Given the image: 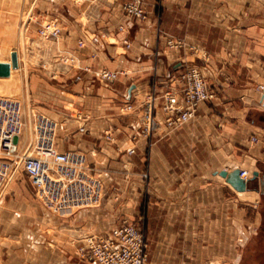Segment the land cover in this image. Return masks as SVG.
Instances as JSON below:
<instances>
[{"label":"crops","instance_id":"1","mask_svg":"<svg viewBox=\"0 0 264 264\" xmlns=\"http://www.w3.org/2000/svg\"><path fill=\"white\" fill-rule=\"evenodd\" d=\"M126 1L134 0H38L39 22L61 29L58 51L90 70L61 65L49 75L71 97L62 106L81 114L47 108L59 125L57 150L84 153L106 197L101 208L68 216L42 207L37 223L22 218L26 197L4 198L0 264H90L79 255L81 238L123 219L141 220L147 264L242 260L264 181V0H139L144 20L122 12ZM168 39L184 46L168 51ZM185 67L200 71L212 99L193 121L145 137L139 114L126 106L154 88L162 93V75ZM102 69L120 75L105 84L95 75ZM236 170L247 172L245 192L219 175ZM14 199L26 205L17 209Z\"/></svg>","mask_w":264,"mask_h":264},{"label":"built area","instance_id":"2","mask_svg":"<svg viewBox=\"0 0 264 264\" xmlns=\"http://www.w3.org/2000/svg\"><path fill=\"white\" fill-rule=\"evenodd\" d=\"M121 10L138 20L146 17L139 0L123 2ZM39 33L43 38L57 39L61 29L53 23ZM78 45L83 44L80 41ZM166 45L176 49L184 43L168 39ZM125 46L129 45L125 43ZM61 59L65 61L63 64L69 62L70 69L90 71L75 64L73 55ZM119 74L107 69L95 72L98 80L105 84L116 81ZM75 80L81 77L77 75ZM161 86L162 93L154 88L143 101L126 106L127 110L139 114L141 133L147 138L158 134L161 128L159 136L193 121L198 106L213 97L206 80L195 67L170 73ZM31 124V139L20 146L25 125L22 105L0 96V198L20 174L30 181L41 205L55 214L73 213L102 204L106 188L96 169L87 163L86 155L79 151L57 150V122L36 111L31 114ZM106 140L113 141L112 135L107 134ZM133 153L131 147L128 154ZM239 175L246 179L247 172L240 171ZM83 241L80 255L91 264H145L148 259L149 245L144 233L126 221L104 236L86 235Z\"/></svg>","mask_w":264,"mask_h":264},{"label":"rangeland","instance_id":"3","mask_svg":"<svg viewBox=\"0 0 264 264\" xmlns=\"http://www.w3.org/2000/svg\"><path fill=\"white\" fill-rule=\"evenodd\" d=\"M38 12V0H0V62L9 63L11 70L9 77L0 78V96L17 99L22 104L26 125L19 139L20 146H23L31 139V130L29 126L31 112H41L51 119L52 116L47 111V108H52L59 112L65 110L64 112L72 114L73 116L81 115L77 114V111L73 110L70 106H67L66 108L62 106V101L64 99H70L71 97L66 93H63L61 89L57 87L58 83L55 78L49 77V75L51 77L53 76V72H59L61 69H66L61 65L68 66L69 62L63 64L65 61L61 58H69L71 55L58 51L61 47L60 35L57 39H53L52 37L43 38L40 35L39 32L41 29L57 22L55 20L39 22ZM165 46V49L168 51L179 50L182 48L169 49L167 45ZM168 75H162L160 78L162 82L167 79ZM45 80H47L48 83H45ZM161 85L162 83L159 88L162 87ZM260 191L262 192V196L259 198L258 205L255 209L254 233L246 247L243 249L242 260L239 264H264V189ZM17 193L19 195L17 197H26L28 199L27 203L23 200L14 199L12 201L17 204V209H21V206L23 207L27 204V213L25 212L26 215L24 214L22 218H29L30 223H37V209L40 210L43 206L37 200L30 181L24 175L19 174L9 185L6 193L0 199V211L4 207L2 206L4 198H15L13 195ZM104 200L102 204L97 207L80 209L73 213L89 209L97 210L103 206ZM51 213L55 214L53 212ZM73 213L56 215L68 216ZM122 221L136 225L144 233L141 220H138V222L135 223L123 219L115 226L111 220L105 224V226L110 227L112 230ZM98 233L99 232H89L86 235L104 236L109 232L102 235ZM85 236L81 238L82 244L78 248L79 255L80 249L84 244L83 239ZM147 262L148 259L145 264H147Z\"/></svg>","mask_w":264,"mask_h":264},{"label":"water","instance_id":"4","mask_svg":"<svg viewBox=\"0 0 264 264\" xmlns=\"http://www.w3.org/2000/svg\"><path fill=\"white\" fill-rule=\"evenodd\" d=\"M10 64L0 62V78H6L10 75ZM219 175L223 178L227 179V182L237 191V192H245L248 188V181L244 180L240 177L239 171L226 172L221 171ZM258 177V172L253 173L252 180ZM261 188L264 189V181H261Z\"/></svg>","mask_w":264,"mask_h":264},{"label":"bare ground","instance_id":"5","mask_svg":"<svg viewBox=\"0 0 264 264\" xmlns=\"http://www.w3.org/2000/svg\"><path fill=\"white\" fill-rule=\"evenodd\" d=\"M6 63V62H5ZM1 97H3V96H1ZM6 98H8V97H6ZM9 99H11V100H16V101H18L17 99H12V98H9ZM18 102H20V101H18ZM21 103V102H20ZM22 105V104H21ZM22 111H23V107H22ZM33 112H36V111H33ZM31 114H32V112H31ZM23 116H24V124H25V114H24V112H23ZM55 121V120H54ZM57 122V121H56ZM58 124V123H57ZM26 125V124H25ZM25 125H24V127H25ZM29 126H30V130H31V136H32V132H33V124H31V115H30V123H29ZM24 127H23V130H24ZM57 130H58V128H57ZM22 135V134H21ZM21 137V136H20ZM29 141V140H28ZM27 141V142H28Z\"/></svg>","mask_w":264,"mask_h":264}]
</instances>
